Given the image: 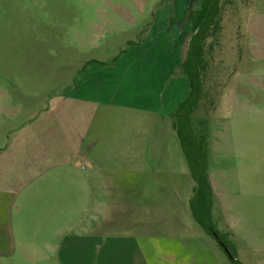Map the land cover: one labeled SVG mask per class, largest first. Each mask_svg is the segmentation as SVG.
Listing matches in <instances>:
<instances>
[{
  "label": "rangeland",
  "instance_id": "obj_1",
  "mask_svg": "<svg viewBox=\"0 0 264 264\" xmlns=\"http://www.w3.org/2000/svg\"><path fill=\"white\" fill-rule=\"evenodd\" d=\"M222 5V32L217 42L209 40L207 98L195 117L211 119L214 220L221 232L234 234L245 264H264V0ZM199 6L200 0H0V205L7 207L0 213V264H229L197 224L196 236L172 230L164 235L160 225L146 235L129 228L136 220L116 197L101 196L93 205L70 181L63 206L55 208L45 194L44 174L33 183L21 180L32 153H45L41 144L50 136L54 100L80 79L86 61L112 59L129 41L141 45L156 36L173 50L183 79L176 64ZM171 121L112 108L96 118L97 130L65 133L70 148L64 150L70 158L80 149L88 158L104 159L93 174L181 172L193 183ZM15 179L21 181L16 186ZM162 200L166 206L173 197ZM162 200L159 205L151 199L150 210L167 215ZM93 216L103 221L83 241V227Z\"/></svg>",
  "mask_w": 264,
  "mask_h": 264
},
{
  "label": "crops",
  "instance_id": "obj_2",
  "mask_svg": "<svg viewBox=\"0 0 264 264\" xmlns=\"http://www.w3.org/2000/svg\"><path fill=\"white\" fill-rule=\"evenodd\" d=\"M153 38L151 41L145 38L148 43L141 45L129 41L125 51L112 59H93L85 62L80 79L69 88L68 92L61 93L59 98L54 100L56 104L52 105V111L54 110L55 118L52 120V126L50 125L47 130L50 136L41 144L45 153L40 157L32 153L34 158L30 159L32 161L26 168L27 173L22 174L25 177L21 180L33 183L40 180L39 178L44 174L42 177L45 181V194L55 208L63 206L61 198L68 192L69 182L76 181L77 189L82 197L92 198L93 205L100 202L101 196L118 198L119 204L125 207L128 215L136 220V223L129 225V228L145 230L146 233L155 229L156 225H160L163 227L162 234L164 235H169L166 230H172V234L175 235L192 234L196 236L195 224L197 223L190 209L194 187L191 175L193 183L190 182L188 174L181 172L136 175H117L109 172L104 175L93 174L90 172L98 169L102 163L104 164V159L88 158L80 149L76 151L77 148L74 157L70 158L69 153L64 150L69 147L65 133L69 136V130L75 127H83L86 132L97 130L98 127L93 126L96 118L103 116L104 113L106 116L109 115L112 108L122 111L134 109L156 113L170 117L172 120V115L179 103L188 94V81L177 75V66L172 58L171 47L167 43L156 42V36ZM176 65L179 66V64ZM67 129V132H63ZM72 147H75L74 143L71 144ZM48 150H55V155L48 157ZM18 163L17 160L11 159L10 165L14 166L15 170H19ZM38 165L41 167L38 168ZM1 167L2 163H0ZM70 170L73 171L71 175ZM78 172L80 173L75 177V173ZM0 177H2L1 171ZM13 181L15 186L21 182L18 179ZM6 194L10 196L12 191ZM163 195L172 196L173 201L169 200L167 202L169 205L165 206L162 200ZM153 198L159 205L162 200L163 212L167 215H160L158 211L156 214L153 209L150 210L149 203ZM143 204L146 205L142 206ZM166 208L168 211H165ZM55 210L51 208L50 212ZM6 211L7 207L0 205V213ZM83 212L87 211L84 209ZM108 219L109 217L104 219L106 226L110 224ZM101 221L103 220L99 219L96 223L95 216H93L92 223L83 227L86 231L83 241L91 240L88 234L92 232L95 234L93 229H99ZM231 234L233 238L234 234L232 232ZM158 236L160 237L161 234ZM218 250L223 255L219 246ZM220 253L217 255L219 261L222 258ZM225 257L230 264L228 257L226 255Z\"/></svg>",
  "mask_w": 264,
  "mask_h": 264
},
{
  "label": "trees",
  "instance_id": "obj_3",
  "mask_svg": "<svg viewBox=\"0 0 264 264\" xmlns=\"http://www.w3.org/2000/svg\"><path fill=\"white\" fill-rule=\"evenodd\" d=\"M222 0H200L187 49L179 64L181 75L188 81V94L172 115V127L190 175L194 181L190 199L191 215L206 235L212 237L230 264H245L238 254L231 232H221L214 220L215 192L210 179L208 118L196 120L202 102L207 98L205 78L209 67V49L222 32ZM208 115V114H207ZM229 250L231 257L221 244Z\"/></svg>",
  "mask_w": 264,
  "mask_h": 264
},
{
  "label": "water",
  "instance_id": "obj_4",
  "mask_svg": "<svg viewBox=\"0 0 264 264\" xmlns=\"http://www.w3.org/2000/svg\"><path fill=\"white\" fill-rule=\"evenodd\" d=\"M221 246L223 247L225 252L228 254V256L231 257V254H230L229 250L227 249V247L223 243L221 244Z\"/></svg>",
  "mask_w": 264,
  "mask_h": 264
}]
</instances>
